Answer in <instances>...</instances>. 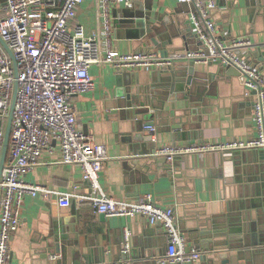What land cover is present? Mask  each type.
Returning <instances> with one entry per match:
<instances>
[{
    "label": "crops",
    "instance_id": "0c3cea01",
    "mask_svg": "<svg viewBox=\"0 0 264 264\" xmlns=\"http://www.w3.org/2000/svg\"><path fill=\"white\" fill-rule=\"evenodd\" d=\"M134 1L133 9L124 4L109 8L112 47L128 53L144 50L167 56L201 45L198 37L190 36L186 42L177 38L156 46L147 31L154 28L156 39H166L168 34L159 35L157 31L173 17L179 28L190 27L194 33L191 12L195 4ZM217 1L212 16L218 34L228 40L250 38L254 54L243 53L244 58L264 76V58H258L260 51L264 53V0ZM133 12L148 13L151 23L127 17ZM76 23H81L87 33L96 30L94 0H85L78 7L70 27ZM188 62L126 69V76L131 73L134 83L150 87L151 96L161 102V108H140L126 97H117L118 69L111 64L90 67L95 87L75 94L72 101L80 111L85 134L106 147L100 184L108 195L118 199L138 200L150 193L158 204L173 207L181 232L202 252L195 264H221L216 250L226 253L233 264H264V155L257 149H243L188 154L167 161L153 153L162 144L247 140L256 133L253 98L241 82L238 69L218 62H194L189 81L184 71L172 86L169 68H187ZM155 109L158 115L147 120L156 126L152 141L148 148L134 150L123 133L131 129L133 118H142L144 111ZM5 125L6 120L0 118V127ZM148 130L145 126L144 133ZM143 159L153 160V168L144 167L138 173L127 168L129 160L138 163ZM61 160L60 142L52 140L25 179L57 191L72 192L76 188L79 193H88L90 183L83 178L80 165ZM20 218V226L11 237L8 264H160L165 256L167 239L159 223H151L142 215L102 216L94 212L89 200L80 205L72 200L70 206H61L57 194L45 198L27 193ZM125 228L132 231L127 260L122 252ZM59 234L66 241L64 245ZM141 247L146 258H140Z\"/></svg>",
    "mask_w": 264,
    "mask_h": 264
},
{
    "label": "built area",
    "instance_id": "2783aa9c",
    "mask_svg": "<svg viewBox=\"0 0 264 264\" xmlns=\"http://www.w3.org/2000/svg\"><path fill=\"white\" fill-rule=\"evenodd\" d=\"M84 1L0 0V35L12 50L18 69L16 78L12 58L0 43L1 119L7 118L18 79L8 156L0 180V264L9 263L11 237L20 226V208L27 193L45 198L57 194L61 206H70L72 200L79 205L89 200L94 212L106 216H145L165 231L167 243L161 264H195L202 252L181 232L173 207L158 204L150 193L138 200H126L104 191L99 177L107 157L106 147L85 134L79 121L80 111L72 97L95 87L90 72L93 64L109 63L118 70L168 67L179 61L234 66L253 98L255 135L247 140L162 144L154 155L172 161L178 156L214 151L257 149L264 153V76L243 55L254 44L246 36L228 40L218 34L212 16L218 8L217 0H178L195 4L191 17L201 40L198 48L175 51L167 56L157 51L124 52L111 45L109 8L117 4L131 7L134 0H94L98 26L92 33H87L81 23L70 27V21L76 18L77 9ZM146 128L156 131L153 124ZM4 137L5 128L1 126L0 153ZM52 140L60 142L62 163L80 165L83 178L90 183L88 193H79L76 188L72 192L57 191L25 179ZM131 237L132 231L125 228L123 253L129 252Z\"/></svg>",
    "mask_w": 264,
    "mask_h": 264
},
{
    "label": "water",
    "instance_id": "95a60500",
    "mask_svg": "<svg viewBox=\"0 0 264 264\" xmlns=\"http://www.w3.org/2000/svg\"><path fill=\"white\" fill-rule=\"evenodd\" d=\"M135 6V1L133 2V5L131 8L133 9ZM127 17L130 18H137V20H142L145 23H151L150 18L151 16L148 13L143 12L142 14L137 13V12H133L130 15H128ZM136 20V21H137ZM166 21V26L165 27H161L160 29L158 28L157 33L159 35L161 34H168V37L164 40L159 41L158 39H156L154 37V34L152 35L153 31L155 30L154 28L151 29L150 27L147 28V31L149 34H151L152 36V41L154 42V44L156 46H165L167 43H172L173 39L180 38L181 42H186L188 37L190 36H195L198 37L197 34L193 31L190 27H188L187 29H182L179 28L178 26V22L173 18V17H169L168 19L165 20ZM179 41V40H178ZM0 43L2 44V46L5 48V50L7 51V53L9 54V56L12 58V62H13V67H14V71H15V77L17 78L18 76V69H17V61L14 57V54L12 52V50L10 49L9 45L4 41V39L2 38V36L0 35ZM199 43L201 44V40L199 39ZM184 44V43H183ZM256 51V50H255ZM260 51V50H258ZM254 54V50L250 49L248 51V55H252ZM258 54V52H257ZM258 58L261 60L264 58V53H261V51L258 54ZM212 63V62H211ZM170 73L172 75L173 78V83L172 86H174V81L176 80V78L179 76L178 74L186 71V80L189 81V79L191 78L190 76L194 74V61H190L188 62V67L187 68H169ZM130 73V72H129ZM127 71L126 70H118L116 73V87H115V93L117 95V97H126L127 100H130V102L134 105V106H139L140 108H147L149 106H153L154 108H161L162 104L161 102L157 101L156 98L151 96V91H150V87L146 86H142V85H138V83L133 82L134 80L131 78V73L130 75L128 74V76H126ZM129 78V82H126V79ZM161 87V86H159ZM17 91H18V79L15 80L14 83V87H13V92H12V96H11V100H10V104H9V109H8V114H7V118H6V125H5V137H4V142H3V146H2V150L0 153V180H1V176L6 164V160H7V156H8V149H9V144H10V136H11V128H12V120H13V111H14V107H15V102H16V96H17ZM160 103V105H159ZM158 115V110L155 109L154 111H144L143 112V117L142 118H133L131 120V124L130 127L131 129L124 132L123 136H125L126 141L130 143V145L132 146V148H134V150H143L148 148L149 143L152 141L153 138V134L155 133L152 130H148V133H144V127L147 125H152L153 122H148L147 120H153L156 116ZM147 121V122H145ZM260 153H263L262 150H259ZM155 152V151H154ZM153 152V153H154ZM154 161L153 160H147V159H143L140 160L138 163H134L132 162V160H129V162L127 163V168L130 171H134V173H138L139 171L142 170V168L146 167L149 169H152L154 166ZM142 180L145 179V175L142 174ZM102 216H104V213H101ZM241 228L239 227L238 230H240ZM241 232V231H240ZM58 235V234H57ZM59 241L61 242L62 245H64V243H66L65 240L61 239V234H59ZM67 244H69L67 242ZM145 247V246H144ZM142 248L140 251V258H146V253H145V248ZM139 253H137L138 256ZM216 254L217 256H219L221 259V264H233L232 258L228 257L226 255V253H223L220 250H216ZM133 255V254H132ZM128 254L125 253L123 259L127 260ZM148 258H151V256H149ZM124 264H127V262H125ZM161 264V263H160Z\"/></svg>",
    "mask_w": 264,
    "mask_h": 264
},
{
    "label": "trees",
    "instance_id": "16d2710c",
    "mask_svg": "<svg viewBox=\"0 0 264 264\" xmlns=\"http://www.w3.org/2000/svg\"><path fill=\"white\" fill-rule=\"evenodd\" d=\"M6 120V119H5Z\"/></svg>",
    "mask_w": 264,
    "mask_h": 264
}]
</instances>
